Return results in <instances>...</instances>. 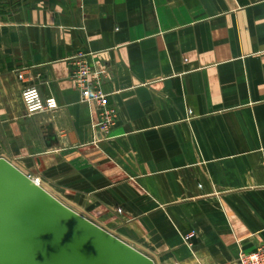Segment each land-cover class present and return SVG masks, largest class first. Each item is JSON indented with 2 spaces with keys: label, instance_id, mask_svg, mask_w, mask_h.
<instances>
[{
  "label": "crops",
  "instance_id": "obj_1",
  "mask_svg": "<svg viewBox=\"0 0 264 264\" xmlns=\"http://www.w3.org/2000/svg\"><path fill=\"white\" fill-rule=\"evenodd\" d=\"M81 55L106 73L108 138ZM28 88L59 108L29 115ZM0 144L155 264H237L264 246V0H0Z\"/></svg>",
  "mask_w": 264,
  "mask_h": 264
},
{
  "label": "water",
  "instance_id": "obj_2",
  "mask_svg": "<svg viewBox=\"0 0 264 264\" xmlns=\"http://www.w3.org/2000/svg\"><path fill=\"white\" fill-rule=\"evenodd\" d=\"M0 264L155 262L0 156Z\"/></svg>",
  "mask_w": 264,
  "mask_h": 264
},
{
  "label": "built area",
  "instance_id": "obj_3",
  "mask_svg": "<svg viewBox=\"0 0 264 264\" xmlns=\"http://www.w3.org/2000/svg\"><path fill=\"white\" fill-rule=\"evenodd\" d=\"M71 64L72 78L80 93V102L95 107L98 116L97 127L105 138H108L116 124V111L109 103V95L102 89L105 71L102 67L88 61L85 55L73 59ZM20 79L22 80L23 76H20ZM22 99L29 115L53 112L59 108L56 99H43L36 88L25 89ZM36 182L41 184L39 179H36ZM237 264H264V246L250 254L242 253Z\"/></svg>",
  "mask_w": 264,
  "mask_h": 264
},
{
  "label": "bare ground",
  "instance_id": "obj_4",
  "mask_svg": "<svg viewBox=\"0 0 264 264\" xmlns=\"http://www.w3.org/2000/svg\"><path fill=\"white\" fill-rule=\"evenodd\" d=\"M41 185H43L42 183H41ZM45 185V184H44Z\"/></svg>",
  "mask_w": 264,
  "mask_h": 264
}]
</instances>
